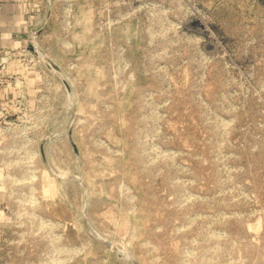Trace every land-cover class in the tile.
Here are the masks:
<instances>
[{"label":"rangeland","instance_id":"1","mask_svg":"<svg viewBox=\"0 0 264 264\" xmlns=\"http://www.w3.org/2000/svg\"><path fill=\"white\" fill-rule=\"evenodd\" d=\"M0 264H264V0H0Z\"/></svg>","mask_w":264,"mask_h":264}]
</instances>
